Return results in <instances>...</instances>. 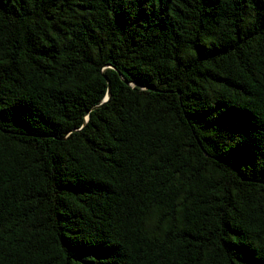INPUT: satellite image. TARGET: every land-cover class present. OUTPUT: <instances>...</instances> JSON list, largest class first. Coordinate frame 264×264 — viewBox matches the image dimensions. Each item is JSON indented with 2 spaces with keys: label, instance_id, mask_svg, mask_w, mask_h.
<instances>
[{
  "label": "trees",
  "instance_id": "trees-1",
  "mask_svg": "<svg viewBox=\"0 0 264 264\" xmlns=\"http://www.w3.org/2000/svg\"><path fill=\"white\" fill-rule=\"evenodd\" d=\"M0 264H264V0H0Z\"/></svg>",
  "mask_w": 264,
  "mask_h": 264
},
{
  "label": "water",
  "instance_id": "water-1",
  "mask_svg": "<svg viewBox=\"0 0 264 264\" xmlns=\"http://www.w3.org/2000/svg\"><path fill=\"white\" fill-rule=\"evenodd\" d=\"M110 96H111V93H110V87H109V92L108 94L106 95L105 99L103 100L102 104H105L106 102L109 101L110 99ZM102 105H100L99 107H101Z\"/></svg>",
  "mask_w": 264,
  "mask_h": 264
}]
</instances>
